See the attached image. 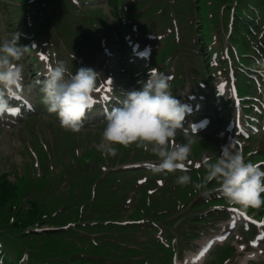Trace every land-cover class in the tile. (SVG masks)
I'll return each mask as SVG.
<instances>
[{
	"label": "clouds",
	"instance_id": "9594fccd",
	"mask_svg": "<svg viewBox=\"0 0 264 264\" xmlns=\"http://www.w3.org/2000/svg\"><path fill=\"white\" fill-rule=\"evenodd\" d=\"M27 46L19 43V34L0 40V115L11 108V100L21 86L23 76L19 61ZM253 71L264 76V56L255 61ZM100 74L91 67H80L69 72L63 62L49 66L41 91L42 103L49 113H55L60 126L79 132L84 118L92 107L93 93ZM139 89L122 96L116 107L105 114V126L97 151L102 155H115L114 145H135L151 151L159 160L154 173L168 174L182 169L191 153L192 140L175 143L178 129L184 125L191 112L170 90L169 77L151 69L148 79ZM205 175L194 182L187 170L178 176L177 184L189 183L196 189L204 187L203 181H218L219 192L226 203L241 208L258 207L264 203V162L247 160L240 150L228 142L221 146L219 156L205 160Z\"/></svg>",
	"mask_w": 264,
	"mask_h": 264
},
{
	"label": "rangeland",
	"instance_id": "374dc122",
	"mask_svg": "<svg viewBox=\"0 0 264 264\" xmlns=\"http://www.w3.org/2000/svg\"><path fill=\"white\" fill-rule=\"evenodd\" d=\"M195 1V0H194ZM212 2L215 6L218 4V0H201V18L203 20L205 31L207 33H211L212 27L216 25V21L209 19V12H210V6L208 7V3ZM105 14L110 15V12L108 9L103 10ZM13 29H16L14 27ZM9 32L5 30L4 24L0 20V40L2 39H8L10 36L8 35ZM222 40L224 39V35L221 37ZM50 125L48 121L40 120L39 125L40 127H43L44 125ZM59 128V127H58ZM66 130L59 128L58 134H63ZM13 133L6 135L4 133L0 132V171L1 172H10L11 173V179H14V176H21L25 174L26 172V166L28 163H31L32 161L27 157L26 153H24V145L21 142V140L15 135H12ZM99 133L96 131H86V132H80L81 137H86L87 142L90 138H98L99 141ZM23 135L29 140L33 139L32 136H30L29 131L24 130ZM32 143V142H31ZM88 144V143H87ZM86 144V145H87Z\"/></svg>",
	"mask_w": 264,
	"mask_h": 264
},
{
	"label": "trees",
	"instance_id": "16d2710c",
	"mask_svg": "<svg viewBox=\"0 0 264 264\" xmlns=\"http://www.w3.org/2000/svg\"><path fill=\"white\" fill-rule=\"evenodd\" d=\"M10 190L6 187L3 186V188H0V205H4L7 198L9 197L8 195L10 194Z\"/></svg>",
	"mask_w": 264,
	"mask_h": 264
},
{
	"label": "snow or ice",
	"instance_id": "6c2138e0",
	"mask_svg": "<svg viewBox=\"0 0 264 264\" xmlns=\"http://www.w3.org/2000/svg\"><path fill=\"white\" fill-rule=\"evenodd\" d=\"M182 167H183V165H182Z\"/></svg>",
	"mask_w": 264,
	"mask_h": 264
}]
</instances>
